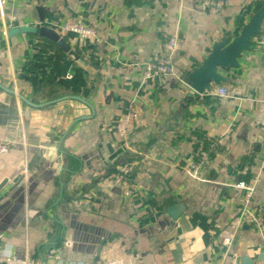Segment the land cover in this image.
<instances>
[{
	"label": "crops",
	"instance_id": "0c3cea01",
	"mask_svg": "<svg viewBox=\"0 0 264 264\" xmlns=\"http://www.w3.org/2000/svg\"><path fill=\"white\" fill-rule=\"evenodd\" d=\"M224 1L3 2L0 139L11 149L0 155L1 251L44 264H212L223 252L232 264H264V231L234 223L247 190L239 182L253 185L264 217V16L237 64L218 68L225 81L200 92L185 82L215 42L264 8ZM74 21L96 35L63 28ZM23 24L53 27L83 63L37 32H11ZM172 33L182 79L148 75ZM131 106L123 137L116 123ZM213 135L224 143L194 177L184 167ZM125 163L133 172L119 180Z\"/></svg>",
	"mask_w": 264,
	"mask_h": 264
},
{
	"label": "built area",
	"instance_id": "2783aa9c",
	"mask_svg": "<svg viewBox=\"0 0 264 264\" xmlns=\"http://www.w3.org/2000/svg\"><path fill=\"white\" fill-rule=\"evenodd\" d=\"M5 0H0V7L2 6ZM206 5H211L213 7H220L224 4V0H203ZM63 28L73 33L77 34L80 37H93L96 35V29L84 22L74 21V22H66L63 25ZM166 48L168 50V54L160 58H153L147 63V74L150 76L153 75H168L175 77L177 79H182L180 77V73L178 68L175 66L174 62L171 59V54L174 51L178 37L174 33L168 34L166 36ZM185 81V80H184ZM187 85L190 86L188 81H185ZM216 94L218 95H226L227 87L224 85H218L216 88ZM136 116V110L133 106L129 107V109L123 113L121 118L116 123L117 132L125 137L128 135L130 130L133 127L134 119ZM224 139L223 137L213 135L208 140V146L205 149H202L198 152L196 157L192 159L184 169L188 171L194 177L200 173L203 167L209 162L211 156L216 154L223 145ZM11 149L10 143L0 139V155L8 152ZM133 172L132 164L125 163L118 167L117 172L115 173L117 179L122 180L127 178ZM240 187H246V193L244 198L242 199L238 211L234 217L235 225H239L242 219H246L249 223H251L255 229L262 232L264 231V217L262 215V210L257 209L251 204V197L253 193V185H245L243 182H239L236 184ZM232 242V236L230 234H221V243L224 246H229ZM0 264H44L41 261H34L29 256L20 257L15 253L1 251L0 250ZM54 264H64L61 260L56 261ZM88 264H124V262L119 258H111L105 261L104 263H88ZM212 264H232L227 261L226 254L220 253L219 256L213 261Z\"/></svg>",
	"mask_w": 264,
	"mask_h": 264
},
{
	"label": "water",
	"instance_id": "95a60500",
	"mask_svg": "<svg viewBox=\"0 0 264 264\" xmlns=\"http://www.w3.org/2000/svg\"><path fill=\"white\" fill-rule=\"evenodd\" d=\"M264 16V8H259L249 19L247 23L243 25L238 35L232 39L222 38L215 42L212 46V50L205 57L202 63L188 72V82L190 86L196 91H203L209 89L211 83H221L226 80V77L222 76L218 72L220 66L236 65L237 58L241 55L242 51L248 49L251 36L258 32L261 20ZM37 32L40 35L46 36L55 41L61 49L66 51L73 59L79 63H83L80 55L70 46L65 38L53 27L45 24L30 25L23 24L11 29V32ZM5 182V179L0 182V186ZM172 210V208H171ZM170 210V211H171ZM170 213V212H169ZM172 218L176 219V214L171 213ZM243 264H251L247 262V257L242 258Z\"/></svg>",
	"mask_w": 264,
	"mask_h": 264
}]
</instances>
